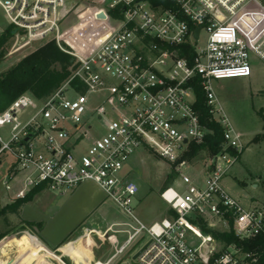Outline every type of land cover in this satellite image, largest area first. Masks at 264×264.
Masks as SVG:
<instances>
[{
  "label": "built area",
  "instance_id": "built-area-1",
  "mask_svg": "<svg viewBox=\"0 0 264 264\" xmlns=\"http://www.w3.org/2000/svg\"><path fill=\"white\" fill-rule=\"evenodd\" d=\"M72 1L0 0V13L22 47L55 41L75 63L57 92L43 100L23 94L0 113L5 197L13 203L38 187L64 195L94 183L132 220L121 224L127 230L112 225L107 238L115 253L106 264L143 239L129 264L149 242L135 264H258V250L227 245L203 228L234 232L245 243L264 238V205L246 206L223 185L246 144L214 86L250 78L256 62L264 65V0H92L100 39L93 34L86 46L62 27ZM101 13L105 20L97 18ZM185 47L191 54L182 57ZM196 85L210 121L223 130L224 145L208 156L201 175L192 176L181 159L212 133L195 107ZM93 95L103 97L95 107ZM142 152L176 166L185 186L162 193L169 214L152 225L135 215L141 188L130 173ZM117 234L127 239L120 243Z\"/></svg>",
  "mask_w": 264,
  "mask_h": 264
},
{
  "label": "rangeland",
  "instance_id": "rangeland-1",
  "mask_svg": "<svg viewBox=\"0 0 264 264\" xmlns=\"http://www.w3.org/2000/svg\"><path fill=\"white\" fill-rule=\"evenodd\" d=\"M68 9L69 12L63 19L62 27L67 32L69 39L86 46L87 39H90L93 34H97L95 42L98 41L100 39L98 32L101 29L92 23V15L98 8L92 0H74L68 5ZM8 27L6 17L0 13V36L6 32ZM23 43L16 36L3 48L4 55L0 63V75L46 42H36L22 47ZM214 86L227 115L246 144L240 160L231 168L223 185L244 205L262 206L264 205V65L261 62H256L253 75L250 78L215 81ZM67 96L74 98L76 94L69 92ZM102 100V96H90L93 107ZM103 134L102 130L100 134L96 133V136ZM207 158L208 154L202 153L196 161L188 163L189 168L186 173L192 176L201 175ZM133 164L136 165L135 171L130 173V178L137 182L141 188V192L136 198L135 215L146 225L161 222L169 214V206L162 199V193L171 186H175L178 190L185 188L180 179V172L176 166L168 165L152 152L137 154L133 159ZM3 174L4 171L0 170V179ZM87 192L90 197L97 200L105 198L106 202L98 211L86 215L85 220L68 238L64 247H76L77 251L81 255L89 257L90 261L92 251H95L96 261H104L115 253L114 246L107 238L112 234V225L132 223V220L123 215L99 187L90 186L87 188ZM38 195L34 198V202L24 206L20 216L9 215L10 228L5 226L3 219H0V231L10 229L9 236L0 242V264L9 258L15 259L20 255V249L16 246V242L20 239L23 240L25 236L29 237L26 239L28 249H32L30 235L34 236L37 231L29 228L24 231L23 222L31 219L46 221L47 232L52 234L54 240L59 239L64 234L63 230L67 229L76 217L78 205L83 202L80 198L75 196L74 198L72 192L60 196L55 192L45 190ZM10 203L11 201L5 197L0 186V208ZM127 229L123 225L114 227V230ZM117 237L120 243L127 239L125 234H117ZM11 240L14 242L12 248H10V244L4 247ZM144 241L145 239L140 242L139 246L136 244L131 247L112 264H129L130 255ZM78 252L74 257H77L81 264H88ZM64 254L61 252L50 254L44 253V251L41 253L51 264H75L74 257ZM35 255L40 256V253Z\"/></svg>",
  "mask_w": 264,
  "mask_h": 264
},
{
  "label": "trees",
  "instance_id": "trees-1",
  "mask_svg": "<svg viewBox=\"0 0 264 264\" xmlns=\"http://www.w3.org/2000/svg\"><path fill=\"white\" fill-rule=\"evenodd\" d=\"M15 34L16 30L9 26L6 32L0 36V63L4 55L3 48L15 37ZM190 54L188 47H185L181 55L183 57ZM74 69L75 63L72 56L64 53L55 41L46 42L0 75V113L7 109L19 96L26 93L31 94L38 100L48 98L71 78ZM199 81L197 80V82ZM76 82L74 81L73 84H77ZM195 92L197 96L195 107L201 116L202 122L212 133L206 137L204 142L193 143L190 146L181 159V161L187 163L196 161L205 152L208 156L216 155L223 149L224 145L223 130L218 124L210 121L209 110L205 103V94L200 85L195 86ZM42 191H44L42 187L35 188L24 198L0 208V219H3L5 226L9 228L11 226L9 215L20 216L22 208L32 202ZM23 225L24 231L28 228L31 230L34 227L41 228L40 223L23 222ZM9 231L10 229L0 231V242L9 236ZM203 231L212 234L216 239L224 241L227 245H244L246 250H258L260 253L258 264H264V238L260 237L257 240L245 243L239 241L234 232L221 234L206 228H203ZM33 237L37 239L35 236ZM137 245L139 246L140 242Z\"/></svg>",
  "mask_w": 264,
  "mask_h": 264
},
{
  "label": "crops",
  "instance_id": "crops-1",
  "mask_svg": "<svg viewBox=\"0 0 264 264\" xmlns=\"http://www.w3.org/2000/svg\"><path fill=\"white\" fill-rule=\"evenodd\" d=\"M90 186H97V185H95L94 183H91V182H87V183L79 186L75 190L70 191V192H72V196L73 197L75 196L76 198H80L83 202L78 205V208H77V211H76L77 212L76 213V217L72 221L73 224L71 223V225L67 229L63 230L64 234L61 235V237H59V239H55L54 240L53 236H51L52 234H49L47 232L48 225H47L46 221H43V220L42 221L41 220L38 221V220H34V219H31L29 221L27 220V222H33V223H40L41 224V228L34 227V229L37 231V233H34V236L39 241L37 239H35L33 237V235L31 236L29 234L30 235V240L32 239L30 242L33 245V247L30 246V247H32V249L29 250L27 245H26V239H29V237L25 236L23 238V243L25 244V247L27 248V255L26 256L19 255L15 259L9 258L7 261L5 260L4 262L17 260V262L15 264H35L36 261L39 260L38 262L41 263V264H51L44 255H41V253L43 251H44V253H50V254L51 253H60L61 252L63 254L66 253L64 255H70L71 257L77 256V255H75V253L77 254V252H78L76 247H74V246L73 247H64V246H66L65 243L68 241V238L79 228L78 226L80 224H82V222L85 220L86 215H89L92 212L98 211L101 208V206L106 202L105 198H104V200H103V198H101L100 200L99 199L97 200L96 198L90 197L87 194L88 193L87 192V188H89ZM64 195H60V196H64ZM23 209H24V207L22 208V210ZM15 239H17V238H15ZM12 241L13 240H11L8 244H5L4 247H6L7 245L10 244V248H12V246L14 244V242H12ZM91 250H93V249H91ZM5 252H6V248H5ZM37 253H40V256L39 255L38 256L35 255ZM81 256L87 261L88 264H94V263H97V262L101 263V264H106L113 255L107 257L106 260H104V261H102V260L96 261L97 257L95 256V251H92V259H91V261H90L89 257L83 256V255H81ZM2 257L5 258V256H2ZM74 261H75V264H81V262L79 261V259L77 257H74ZM4 262L2 264H4Z\"/></svg>",
  "mask_w": 264,
  "mask_h": 264
},
{
  "label": "bare ground",
  "instance_id": "bare-ground-1",
  "mask_svg": "<svg viewBox=\"0 0 264 264\" xmlns=\"http://www.w3.org/2000/svg\"><path fill=\"white\" fill-rule=\"evenodd\" d=\"M16 246L20 249V255H23V256L27 255V248L25 247V244L23 243L22 239L17 241ZM38 261H36L35 264H41ZM16 262H17V260H12V261H8V262H4V264H15Z\"/></svg>",
  "mask_w": 264,
  "mask_h": 264
},
{
  "label": "water",
  "instance_id": "water-1",
  "mask_svg": "<svg viewBox=\"0 0 264 264\" xmlns=\"http://www.w3.org/2000/svg\"><path fill=\"white\" fill-rule=\"evenodd\" d=\"M140 1H145V0H140ZM98 19H101V20H105L106 19V16L104 13H101L97 16ZM199 30L196 32V35L199 34ZM150 242L148 244H146L145 246H143L140 250H138L134 256L132 257V260H133V264H135V260L145 251V249L149 246Z\"/></svg>",
  "mask_w": 264,
  "mask_h": 264
}]
</instances>
